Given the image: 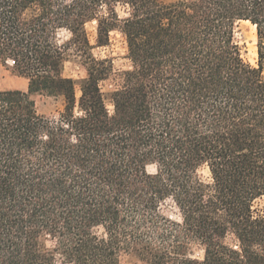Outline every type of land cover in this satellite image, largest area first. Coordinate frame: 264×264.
<instances>
[{
  "label": "trees",
  "instance_id": "1",
  "mask_svg": "<svg viewBox=\"0 0 264 264\" xmlns=\"http://www.w3.org/2000/svg\"><path fill=\"white\" fill-rule=\"evenodd\" d=\"M114 31L131 67L104 92ZM0 62L28 81L0 92V264H264V0H0Z\"/></svg>",
  "mask_w": 264,
  "mask_h": 264
},
{
  "label": "rangeland",
  "instance_id": "2",
  "mask_svg": "<svg viewBox=\"0 0 264 264\" xmlns=\"http://www.w3.org/2000/svg\"><path fill=\"white\" fill-rule=\"evenodd\" d=\"M161 2H169L171 0H159ZM120 17L127 16L126 7H118ZM86 31L91 44L95 43L96 24L89 23L86 26ZM62 39L67 38L66 33L61 34ZM234 41L241 50V56L245 63L256 67L257 66V48H256V31L255 28L248 22H237L234 26ZM94 57L98 59H106L111 61L113 66V74L111 77L102 83L104 92H110L117 87L119 83V73L130 69V61L127 58V45L125 38L120 32L114 31L110 33V42L107 47L95 48L92 51ZM63 75L76 80L78 83L86 77V72L77 62H67L64 65ZM8 90H19L22 92L28 91V81L23 77L16 75L11 69V63L3 65L0 62V92ZM76 97H80L78 84L76 85ZM32 99L35 102L36 110L39 114L47 117H56L58 112L62 110V101L60 98H50L42 95H34ZM149 172H154L153 167H148ZM198 174L203 180H208L209 174L207 169L202 168ZM257 209L264 208V198L257 200L254 204ZM165 214L173 219L178 220V214L171 202H168L163 208ZM197 255H201L200 252ZM123 264H139L136 259L131 256L123 259Z\"/></svg>",
  "mask_w": 264,
  "mask_h": 264
}]
</instances>
